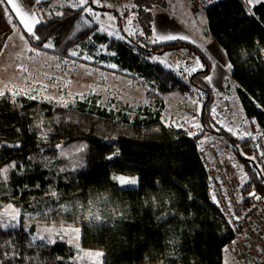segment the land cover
I'll list each match as a JSON object with an SVG mask.
<instances>
[{
	"label": "trees",
	"instance_id": "trees-1",
	"mask_svg": "<svg viewBox=\"0 0 264 264\" xmlns=\"http://www.w3.org/2000/svg\"><path fill=\"white\" fill-rule=\"evenodd\" d=\"M54 2L41 4L48 7ZM88 4L110 10L92 0ZM169 6L170 0H133L122 14L115 11L126 39L101 31L86 11L64 6L62 15L36 27L38 41L9 12L10 22L31 51L53 55L62 64H90L139 81L148 89V103L138 107L118 103L119 109H108L96 95L63 102L8 85L0 96V213L8 205L38 214L91 202L104 219L84 221L82 246L103 251L104 264H223L224 248L234 231L212 201L199 154L204 133L192 136L165 122L168 104L177 100L182 110L201 103L204 130L232 144L248 175L240 191L242 206L254 205L259 194L264 214V168L255 147L251 140L234 137L215 118L216 91L207 79L214 68L212 57L188 41L152 42L153 10ZM204 14L209 37L227 54L230 78L238 86L247 119L264 129V68L259 61L264 51V3L217 0L205 6ZM122 16L133 19L140 34L130 35ZM47 43L53 47H44ZM176 49L189 50L202 61L203 67L188 80L152 60L153 55ZM73 51L79 55L73 56ZM25 76L26 72L23 80ZM60 145L73 155L60 157ZM117 174L138 177V186H121L113 179ZM36 232L35 225L0 227V264H74L73 257L80 253L72 244L34 242Z\"/></svg>",
	"mask_w": 264,
	"mask_h": 264
},
{
	"label": "rangeland",
	"instance_id": "rangeland-1",
	"mask_svg": "<svg viewBox=\"0 0 264 264\" xmlns=\"http://www.w3.org/2000/svg\"><path fill=\"white\" fill-rule=\"evenodd\" d=\"M72 2H74V0H57L50 6H57L62 11L64 6H69ZM256 4H258L256 0H251L249 3L251 6ZM123 5L124 4H121L120 0H104L100 6L98 5L99 7H108L107 9H110L106 13H108V16L112 19H109L98 12L96 14L99 16L98 22L101 30L107 34L112 33L113 35L108 34L111 37H123V39H126V36L119 28L118 17L115 13L117 9V11L122 14L124 9L130 7L126 6V8H124L125 6ZM131 6H133V4ZM205 6L206 5H203L201 8L196 7L195 0H170V6L168 9L163 10L164 13L161 18L167 19L168 17L165 15L166 13L176 21L174 33L172 35L187 37V39L180 40L189 41L192 39L195 41H204L209 37L207 19L203 16ZM85 7L92 8L89 4ZM160 8L161 7H157L155 10L156 14L160 13V10H162V8ZM95 11H97V9L92 8V12L95 13ZM92 16L95 19V15ZM123 27L128 33H132L130 34L132 36L140 34V32L135 28L133 19L131 18L123 17ZM156 36V34L153 35L152 41ZM192 40L190 42L193 44ZM158 42L160 43L161 41ZM197 46L202 49L205 47L201 44H198ZM154 57L159 59H153ZM152 60L156 63L163 64L169 69L173 68V70L185 80H188L189 75L194 72L191 71L192 69H198L201 65L203 66L201 59L196 54L186 49L168 50L161 55H153ZM110 65L112 64H109L108 66L110 67ZM114 69H116V67ZM61 74L62 75H59L58 72L57 75H55L54 72L50 74L49 72L38 71L35 72V75L32 78L25 79L21 85L16 87L19 90L34 96L53 98L57 101L63 102H70L76 99L82 100L83 98H81L80 94H83V97L87 94L91 96L96 95L100 97L99 104L103 107H107L108 109H119L118 103H128L137 107L148 103L146 96L148 89L146 86L141 84L139 81L134 82L128 77L116 76L112 71H102L94 68L90 64L75 62L72 64H66L62 69ZM223 100H226L225 97L223 99L219 96L217 97L214 114L218 124L228 132H230L229 129H232L230 133L234 137L239 138L241 141L251 140L252 147L254 148V134L249 120L243 117V114H240L239 117L234 116L232 113L233 107H229L230 105L225 104V101ZM167 110L168 111L165 114V122H167V125L175 128H186L194 134H205V132H208L204 130L200 122V102H198L197 107L195 108L182 110L178 105V101L175 100V102L168 104ZM212 134L213 135L207 137L201 145L206 146L210 143H217L218 147L221 149L223 160L227 165L229 175L232 181L236 184L238 191H241L243 185L249 180L243 163L237 157L234 147L229 141L217 133ZM58 148L60 157L73 155V152L63 145H60ZM244 156H248V154L244 153ZM258 163L264 168L259 158ZM118 176H124L128 179H136L137 181L135 185L129 184L123 187L138 186V177H131L124 174H117L116 177ZM81 205L83 207H80ZM61 206H69V210L60 211ZM61 206L52 208L51 211H49V209L42 213L34 214L22 212L14 206L8 205L0 213V222H11L16 226L35 225L37 227V232L34 236L36 239L33 240L34 242H37L40 240V236L50 234L55 235L61 230L62 226L65 229L70 226L82 229V224L86 220L85 217L87 216L88 210L90 209L92 212H95V210L99 209V206L95 203L86 204L83 202H75L73 204ZM13 216L17 217L15 221L12 219ZM49 229L52 230L51 233H49ZM72 235L74 234H70L68 238H71ZM79 244L81 248L86 251H97L95 249L84 248L82 246V230L80 233ZM80 255H83V253H80ZM85 260L88 259L85 258Z\"/></svg>",
	"mask_w": 264,
	"mask_h": 264
},
{
	"label": "crops",
	"instance_id": "crops-1",
	"mask_svg": "<svg viewBox=\"0 0 264 264\" xmlns=\"http://www.w3.org/2000/svg\"><path fill=\"white\" fill-rule=\"evenodd\" d=\"M50 0H42L41 3L47 2ZM57 0H55L56 2ZM89 1V0H88ZM104 0H98V3L95 5H101ZM121 4H124V8L126 6H130L133 4V0H120ZM13 3L17 5V8H13L12 4L4 3L0 5V92L6 90L7 86H19L25 79H30L35 75V72L44 71L52 72L57 75L61 74L62 69L65 67L66 64L60 63L56 57L53 55L42 53L39 51H31L30 44L23 40L19 33L15 30L12 23L10 22L8 16L9 12H12L16 19L20 22L23 29L27 32L26 28H24L25 20L31 23V17L34 14L37 19H40L39 13L37 11V7L42 5L41 3L37 4L34 3L33 0H13ZM108 8V7H107ZM19 9V11H17ZM31 9L32 11H29ZM154 8L153 12L155 14V21H154V34L156 35H172L174 33V27L176 21L167 15V19L161 18L162 14L164 13L163 10H160L159 14L155 13ZM161 9V8H160ZM114 10V9H112ZM108 10H100L97 9L95 14L98 12L99 14L106 16L109 18V14L106 13ZM117 11V9H116ZM21 16L24 17V20H21ZM203 16H205L203 12ZM99 19L95 16V21L98 22ZM35 24L34 30L39 25ZM100 25V24H99ZM101 28V27H100ZM190 39L188 42H190ZM194 44L204 45V49L209 53V55L215 59L214 68L212 73L209 77H211L210 84L216 91V96L223 99L225 97L226 100L225 104H229V107L232 108V113L234 116L239 117L240 114H243V117H246L241 100L237 94V84L234 80L230 78L229 74V60L225 50L220 46L217 41L212 40L210 37L204 41H195L192 40ZM167 42V41H161ZM264 51L260 54L259 61L264 68ZM213 59V61H214ZM202 67L196 69L199 70ZM173 69V68H172ZM26 72V76L23 80V75ZM195 72V71H194ZM231 79L230 81V90H227L226 80ZM250 126L253 129V137L257 133L259 127L255 125V123L249 120ZM187 130L186 128H183ZM189 131V130H187ZM190 135H195L191 131ZM213 135L211 132H205L203 138L200 140V144H203L205 139ZM219 150L221 151L220 147Z\"/></svg>",
	"mask_w": 264,
	"mask_h": 264
},
{
	"label": "built area",
	"instance_id": "built-area-1",
	"mask_svg": "<svg viewBox=\"0 0 264 264\" xmlns=\"http://www.w3.org/2000/svg\"><path fill=\"white\" fill-rule=\"evenodd\" d=\"M214 1L217 0H195V6L201 8ZM37 11L43 23L53 21L60 16L57 13L62 12L57 6L46 8L43 5H39ZM253 145L264 166L263 128L255 134ZM199 154L207 172L212 201L225 223L234 231V238L224 248L223 264H264V214L260 195L256 194L254 205L244 208L240 191L229 175L217 143L200 144Z\"/></svg>",
	"mask_w": 264,
	"mask_h": 264
},
{
	"label": "snow or ice",
	"instance_id": "snow-or-ice-1",
	"mask_svg": "<svg viewBox=\"0 0 264 264\" xmlns=\"http://www.w3.org/2000/svg\"><path fill=\"white\" fill-rule=\"evenodd\" d=\"M9 3L12 4L13 8H17V5L15 3H13V0H0V5L4 4V3ZM34 3H41L42 0H33ZM242 2H244V0H242ZM247 2H251V0H247ZM257 3H264V0H256ZM93 4L98 3V0H92ZM88 4V0H74V2H72L69 6L72 8H80L86 12H88L91 15H95L97 19H99V16L95 13L92 12V8L91 7H85ZM17 11H19V9H17ZM29 11H32L31 9H29ZM252 14V13H250ZM57 15H62L60 13H57ZM254 15V14H253ZM9 19H11V17H9ZM31 19V23H29L28 21L25 20L24 22V28H26L27 33L31 35L32 38L36 39V40H40L39 36H36L35 32H34V26L35 24L41 23L40 19H37L36 16L33 14ZM109 19H112L111 17H109ZM21 20H24V17L21 16ZM130 22V21H129ZM103 31V30H101ZM109 35H113L112 33H108ZM132 34V33H129ZM120 39H123V37H119ZM177 39H187V37L184 36H176V35H157L155 37V39L152 41L153 43H156L158 41H174ZM44 47L47 48H51L53 47V45L51 43H47L43 45ZM73 56L79 55L78 52L73 51L71 53ZM87 59V57H86ZM153 59H159L154 57ZM110 67L115 68L116 65H110ZM201 67H203L201 65ZM229 68H231V64L228 65ZM191 71H196V69H192ZM207 79L209 81H211V77H207ZM19 93H12V95H18ZM4 93L0 92V96H3ZM81 98H83V94H80ZM31 99H35L36 97H30ZM195 103V101H194ZM65 106H67L65 104ZM229 131L231 132L232 129H229ZM118 155V153H117ZM108 159H111V157H109ZM15 165L13 164L11 167H14ZM9 169H4L3 173H7ZM61 171H63V169H61ZM114 180H117L119 182V184L121 186H125V185H135L137 183L136 179H128L124 176H118V177H113ZM52 196L56 197L57 193L55 192H51L50 193ZM254 195V194H253ZM214 198V197H213ZM101 199L106 200L107 197H101ZM91 204V202H89ZM80 207H83L82 205ZM69 210V206H61L60 211H68ZM51 211V209L49 210ZM86 219H88L90 222H98V221H102L104 218L98 213V212H92L90 209L87 212V216L85 217ZM13 221H15L17 219L16 216L12 217ZM15 224H12L11 222L9 223H2L0 222V227L3 228H8V227H15ZM49 233L52 232L51 229L48 230ZM80 233H81V229L78 227H74V226H70L69 228L65 229L63 228V226L61 227V230L59 232H57L55 235H48L47 237L45 236H40L39 239L42 241H46L47 244H55L57 243V241L60 242H67L69 244H72L78 251V253H83V255H76L75 257H73V262L74 264H81L82 261L85 260V258L88 259V264H104V257H105V253L101 250H97V251H92V250H84L83 248H81L80 244H79V239H80ZM70 234H74L71 236V238H68L70 236ZM33 239H36V237H33Z\"/></svg>",
	"mask_w": 264,
	"mask_h": 264
},
{
	"label": "water",
	"instance_id": "water-1",
	"mask_svg": "<svg viewBox=\"0 0 264 264\" xmlns=\"http://www.w3.org/2000/svg\"><path fill=\"white\" fill-rule=\"evenodd\" d=\"M106 142H107L108 144H113V143H116L117 140H106Z\"/></svg>",
	"mask_w": 264,
	"mask_h": 264
}]
</instances>
